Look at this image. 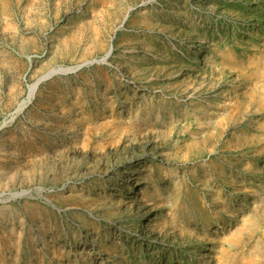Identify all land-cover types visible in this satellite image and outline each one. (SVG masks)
<instances>
[{
	"label": "rangeland",
	"instance_id": "rangeland-1",
	"mask_svg": "<svg viewBox=\"0 0 264 264\" xmlns=\"http://www.w3.org/2000/svg\"><path fill=\"white\" fill-rule=\"evenodd\" d=\"M95 258L264 264V0H0V264Z\"/></svg>",
	"mask_w": 264,
	"mask_h": 264
},
{
	"label": "bare ground",
	"instance_id": "bare-ground-1",
	"mask_svg": "<svg viewBox=\"0 0 264 264\" xmlns=\"http://www.w3.org/2000/svg\"><path fill=\"white\" fill-rule=\"evenodd\" d=\"M255 10V9H254ZM204 39V38H203ZM111 53V50H109V52L107 53V55L105 56V57H103L102 58V60H105L108 56H109V54ZM197 62V61H196ZM195 67V66H194ZM37 84L35 83L33 86H32V88H31V90H30V94H29V99L28 100H25V101H23L21 104H20V106H19V108H18V111H21L32 99H33V97H34V95H35V92H36V89H37ZM226 96V95H225ZM132 104V103H131ZM112 107V106H111ZM132 176H129V178H128V181H130V180H132ZM27 192V191H26ZM20 195H22V193H15L14 194V197H17V196H20ZM143 196H144V191H143ZM145 197V196H144ZM143 199V198H142ZM119 203L121 202V200H119L118 201ZM143 203H149L148 202V200H147V198L145 199V202H143ZM157 218V215H155V217H154V219H156ZM97 232V231H96ZM91 241H94L93 239L91 240ZM109 247V246H108ZM105 248V247H104ZM106 249V248H105ZM109 250H112V252H115V254H116V258L120 261V262H123L124 260H126V263L129 261V256H123V254H119V252H121V251H118V249H116V247H110V248H108ZM121 249V248H120ZM104 250V249H103ZM121 250H123V249H121ZM61 251V250H60ZM101 251H102V249H99V253H101ZM107 253V252H106ZM84 254V252H82V251H80V250H78V252H76L75 253V262H77V258H83V255ZM102 254V253H101ZM216 254V253H215ZM88 255H89V258H90V260L91 261H93L94 260V257L93 256H91L90 255V251L88 252ZM58 256V255H57ZM62 256V255H61ZM67 256H69L70 257V251H69V255H67ZM97 256V255H96ZM55 257V256H54ZM77 257V258H76ZM58 258V257H57ZM56 258V259H57ZM88 258V257H87ZM103 259V258H102ZM84 260H86V257L84 258ZM95 261H97V258H95ZM97 263L98 264H102V262L101 261H97Z\"/></svg>",
	"mask_w": 264,
	"mask_h": 264
},
{
	"label": "water",
	"instance_id": "water-1",
	"mask_svg": "<svg viewBox=\"0 0 264 264\" xmlns=\"http://www.w3.org/2000/svg\"><path fill=\"white\" fill-rule=\"evenodd\" d=\"M52 75V74H51ZM49 76H46V77H43V78H41V79H39L37 82H36V84L37 85H39V83L41 82V81H43L44 79H47Z\"/></svg>",
	"mask_w": 264,
	"mask_h": 264
}]
</instances>
